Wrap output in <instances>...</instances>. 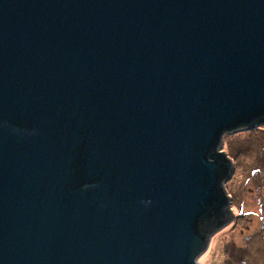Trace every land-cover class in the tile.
<instances>
[{"label": "water", "instance_id": "water-1", "mask_svg": "<svg viewBox=\"0 0 264 264\" xmlns=\"http://www.w3.org/2000/svg\"><path fill=\"white\" fill-rule=\"evenodd\" d=\"M263 122L264 0H0V264H205Z\"/></svg>", "mask_w": 264, "mask_h": 264}, {"label": "rangeland", "instance_id": "rangeland-1", "mask_svg": "<svg viewBox=\"0 0 264 264\" xmlns=\"http://www.w3.org/2000/svg\"><path fill=\"white\" fill-rule=\"evenodd\" d=\"M222 150L234 164L226 182L234 219L213 236L199 259L205 264H264V122L226 134Z\"/></svg>", "mask_w": 264, "mask_h": 264}, {"label": "bare ground", "instance_id": "bare-ground-1", "mask_svg": "<svg viewBox=\"0 0 264 264\" xmlns=\"http://www.w3.org/2000/svg\"><path fill=\"white\" fill-rule=\"evenodd\" d=\"M213 239V238H212ZM211 241H213V240H211ZM209 255V254H208Z\"/></svg>", "mask_w": 264, "mask_h": 264}]
</instances>
